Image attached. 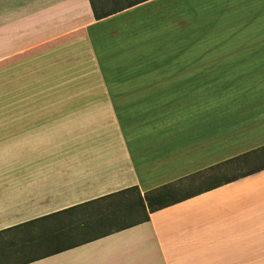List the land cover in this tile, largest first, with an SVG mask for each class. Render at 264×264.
I'll return each mask as SVG.
<instances>
[{
  "label": "crops",
  "instance_id": "0c3cea01",
  "mask_svg": "<svg viewBox=\"0 0 264 264\" xmlns=\"http://www.w3.org/2000/svg\"><path fill=\"white\" fill-rule=\"evenodd\" d=\"M253 150L264 0H0V264H264V168L122 229L101 199Z\"/></svg>",
  "mask_w": 264,
  "mask_h": 264
},
{
  "label": "trees",
  "instance_id": "16d2710c",
  "mask_svg": "<svg viewBox=\"0 0 264 264\" xmlns=\"http://www.w3.org/2000/svg\"><path fill=\"white\" fill-rule=\"evenodd\" d=\"M141 1L144 0H90L94 15L97 19L120 11ZM254 158L255 150L238 156L235 159H231L228 162L231 163L237 160L242 163ZM262 168H264V164L239 175L224 177L214 175L215 171L214 167H212L211 171L213 178L210 180V184L208 186L199 187L195 191L185 193L180 190L181 185L177 184L181 180L153 188L146 191L144 194H142L138 186L129 187L101 198L104 201H109V206H107L108 211L105 218L107 219V223H116L121 219V217H127L130 219L132 217L139 216L138 218L130 220L118 227V229H122L149 219L150 212L184 200L207 189L230 182L238 177L247 175Z\"/></svg>",
  "mask_w": 264,
  "mask_h": 264
},
{
  "label": "rangeland",
  "instance_id": "374dc122",
  "mask_svg": "<svg viewBox=\"0 0 264 264\" xmlns=\"http://www.w3.org/2000/svg\"><path fill=\"white\" fill-rule=\"evenodd\" d=\"M35 78L32 77L31 80H34ZM21 80H27V79H21ZM41 87V89L44 87V86H35V85H28V84H21L20 85V92H21V96H23L24 94L23 93H27V92H35L37 91V89ZM264 164V157L260 158V159H257L255 160L254 159H251L247 162H242V163H237V164H234V165H229V167L225 168L222 172L218 173V174H214V175H217V176H224V177H227V176H235V175H239L241 173H244L246 171H249L251 169H255L261 165ZM213 177H206L204 179H200V180H196L194 181L193 184H190V185H187L185 186L184 188H180V190H182L183 193L185 192H191V191H195L197 190L199 187H205V186H208L210 184V180L212 179ZM106 205L103 207V209H105L104 211H108V208L107 206H109V201H105ZM139 216H136V217H132V218H127V217H121V219L119 221H117L116 223H108L107 224V229H113V228H117L119 227L120 225L124 224V223H127L128 221L130 220H134L135 218H138ZM105 228V227H103ZM103 228H95V229H92L90 231H87V233H85L82 238L86 237V236H90V235H93V234H96V233H100ZM27 255H29V253H27Z\"/></svg>",
  "mask_w": 264,
  "mask_h": 264
}]
</instances>
